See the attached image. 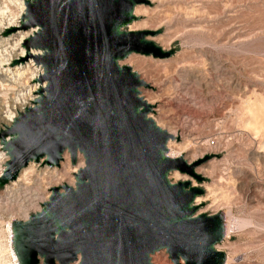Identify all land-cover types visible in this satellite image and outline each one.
Segmentation results:
<instances>
[{"label":"water","instance_id":"95a60500","mask_svg":"<svg viewBox=\"0 0 264 264\" xmlns=\"http://www.w3.org/2000/svg\"><path fill=\"white\" fill-rule=\"evenodd\" d=\"M148 0H29L22 29H37L24 47L39 49L48 89L0 132L8 156L0 188L18 180L31 163L60 168L68 153L84 167L75 186L51 189L42 209L13 222L19 264H152L166 251L174 264H224L223 214H198L204 190L173 183L180 172L204 178L165 156L178 139L149 118V88L131 67L133 54L168 59L148 36L130 32L137 6ZM7 30L5 36L15 32ZM9 138V140H8Z\"/></svg>","mask_w":264,"mask_h":264},{"label":"rangeland","instance_id":"374dc122","mask_svg":"<svg viewBox=\"0 0 264 264\" xmlns=\"http://www.w3.org/2000/svg\"><path fill=\"white\" fill-rule=\"evenodd\" d=\"M148 1L136 7L137 20L126 30L156 32L147 39L174 54L168 59L133 54L120 65L149 85L141 96L154 106L150 117L157 125L178 138L170 142L172 153L189 164L211 156L196 169L203 183L180 172L169 178L204 190L198 214H223L230 222L228 236L217 245L228 264H264V0ZM17 11L11 7V13ZM1 28L0 56L10 36ZM12 62L0 70L15 68ZM30 77L0 88V132L10 126L4 112L14 109L18 116L33 104L36 91L25 104L13 103L34 87ZM83 167L82 156L74 167L66 153L60 168L31 163L21 178L0 188V264H14L9 224L39 212L51 189L74 187ZM151 262L174 264L166 251Z\"/></svg>","mask_w":264,"mask_h":264},{"label":"bare ground","instance_id":"6f19581e","mask_svg":"<svg viewBox=\"0 0 264 264\" xmlns=\"http://www.w3.org/2000/svg\"><path fill=\"white\" fill-rule=\"evenodd\" d=\"M27 1H29V0H0V28L2 27L1 29L4 28L3 30H6V31L11 30V29H16L15 32L11 33L13 35L9 34L10 36L7 37V39H5L2 42V44L4 43L5 46H8V47L4 50L5 54H3V51L1 52L0 67L1 66L3 67L4 64L10 65L11 62L14 61L13 65H15V68H13V69L10 68V69H7L5 71L0 70V88L4 89L5 86L10 87V84L12 82L16 86V84L20 83V81L25 79V77L28 75L31 76L29 78V80L35 82V85L33 88L29 89V91L26 90L27 91L26 93L23 92L22 94H19L16 97L15 101L13 102L15 104H25L26 102H25V100L23 101V99L27 96L31 97V93L32 92L34 93V91H36L34 94V98H33L34 100L32 99L33 104H34V102L40 97V92H43V94L45 95V93L48 89V81L46 79H43L45 77L44 67L38 61V58L41 55H43V51L39 50V49H33V48L28 49V48L24 47L25 41L37 31V29H31L28 31H25L22 29L23 19H24L25 13H26V2ZM11 7H13V8L18 7V11L15 13H11ZM6 23H8L9 26L5 27ZM14 33H16V34H14ZM24 88H25V86H24ZM2 104H3V102L0 100V107ZM5 104H7V103H5ZM15 104H14V108L16 107ZM31 106H29V107H31ZM25 108H28V107H25ZM25 108H23L21 111L18 110V114L20 112H24ZM16 112L17 111H14V109H13V111L11 109H9L6 112H4L5 116H3V117L6 118L7 122L10 125V126H6L5 128L12 126L15 119L18 117L16 115ZM153 112H154V110H153ZM149 118H151L150 115H149ZM8 140H9V138H8ZM170 142H172V141H170ZM170 142L167 145V152L165 153V156L167 158H170V159H183V157L181 155L178 154V156L177 155L175 156L172 153L171 147H170V144H171ZM180 154H182V153H180ZM2 158L3 159L4 158L9 159L7 154L4 151L0 152V160ZM184 161L188 163V161H186V160H184ZM191 164H193L192 161H191ZM191 164H189V165H191ZM25 171L26 170L24 169L21 172L20 178L22 177V175ZM3 172L4 171H1V174ZM1 174H0V176H1ZM200 201H201L200 197H198L196 199L195 203L198 204ZM229 223H228V220L227 219L225 220V218L223 217L224 238H225V236L226 237L228 236V233L230 231L229 229H231V228L228 229V226L230 225ZM8 230H9V234H10V241L9 242L11 244V254H12V257L14 260V264H19V259L17 257V254H16L15 249H14V245H13V241H14L13 224L12 225L9 224ZM224 264H228V257H227L226 253H225Z\"/></svg>","mask_w":264,"mask_h":264},{"label":"built area","instance_id":"2783aa9c","mask_svg":"<svg viewBox=\"0 0 264 264\" xmlns=\"http://www.w3.org/2000/svg\"><path fill=\"white\" fill-rule=\"evenodd\" d=\"M7 161H8V159H6V158H2L1 160H0V174H1V171H4L5 170V164L7 163ZM3 174V173H2ZM1 174V175H2ZM1 177V176H0Z\"/></svg>","mask_w":264,"mask_h":264}]
</instances>
